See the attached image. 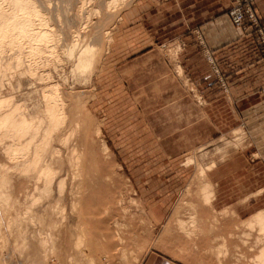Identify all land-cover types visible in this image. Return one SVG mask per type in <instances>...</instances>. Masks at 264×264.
<instances>
[{"label":"rangeland","instance_id":"obj_1","mask_svg":"<svg viewBox=\"0 0 264 264\" xmlns=\"http://www.w3.org/2000/svg\"><path fill=\"white\" fill-rule=\"evenodd\" d=\"M33 1L48 41L0 32V264H146L149 255L264 264V0H239L242 28L230 15L237 0H196V22L225 11L243 33L219 60L207 53L219 88L207 100L222 99L207 110V166L204 148L172 158L173 144L151 136L118 71L157 41L183 88L208 105L180 62L183 11L173 0ZM199 167L210 183L202 192ZM178 219L201 221L185 231Z\"/></svg>","mask_w":264,"mask_h":264},{"label":"crops","instance_id":"obj_2","mask_svg":"<svg viewBox=\"0 0 264 264\" xmlns=\"http://www.w3.org/2000/svg\"><path fill=\"white\" fill-rule=\"evenodd\" d=\"M173 3L179 7V12L183 11L182 19L175 29L177 37L174 41V44L182 46L180 62L199 86L208 105L197 104L194 97L183 88L163 55L156 49L159 46L157 41L124 59L118 71L132 89L151 136L158 143L173 144L176 155L172 158L204 148L199 158L207 166L206 147L212 139L209 133L212 119L207 116V110L219 108L222 101L220 95L208 97L207 100V96L218 94L219 89L214 88L207 53L211 51L215 59L219 60L230 46L242 38L243 33L234 26L225 11L216 12L210 18L204 14V18L196 22V0H173ZM155 218L158 219L156 215ZM145 263L173 264L158 255H149Z\"/></svg>","mask_w":264,"mask_h":264},{"label":"bare ground","instance_id":"obj_3","mask_svg":"<svg viewBox=\"0 0 264 264\" xmlns=\"http://www.w3.org/2000/svg\"><path fill=\"white\" fill-rule=\"evenodd\" d=\"M1 1V0H0ZM6 1V0H5ZM126 0H113L112 2L110 1L109 3H112V5L114 4H116L117 5V3L119 4L120 2H125ZM109 3H107V4H109ZM1 4V3H0ZM3 4V3H2ZM7 4H8V9L9 10H7V13H5L6 12V8H3V6L2 5H0V32H1V35L3 36V37H6L9 33H11V32H14V38H20V39H27V40H29V41H31V42H34V43H36V44H38L39 45V43H37V42H41V43H43L42 41H46L47 39L49 40V38H50V34L51 33H49V30H47V29H42L41 31H37V29H35V22L36 21H39L38 23H39V25L38 26H45V24H44V17L42 16V14H41V12H40V10H39V7L37 6V4H36V2H34L33 0H8L7 1ZM122 4V3H121ZM110 5V4H109ZM7 6V5H6ZM107 6V5H106ZM113 7V6H112ZM118 8H119V6H118ZM117 9V8H116ZM3 10H5L4 12H3ZM10 12V13H9ZM45 23H46V21H45ZM47 24V23H46ZM37 26V25H36ZM47 26V25H46ZM39 27V28H40ZM38 30H40V29H38ZM16 32V33H15ZM52 36V35H51ZM109 39V38H108ZM2 40H4V39H2ZM47 40V41H48ZM35 44V45H36ZM44 45H46V44H44ZM34 46V45H33ZM32 46V47H33ZM36 48V47H35ZM43 48V47H42ZM38 48H36V50H37ZM41 50L39 49V52H40ZM42 54V53H41ZM31 69V68H30ZM29 71V70H28ZM57 90V89H56ZM50 92V91H49ZM52 94V93H51ZM51 94H50V96H51ZM53 95V94H52ZM54 96V95H53ZM52 96V97H53ZM49 97V96H48ZM54 99L53 100H51V101H55V100H57L55 97H53ZM50 101V102H51ZM60 102H62V101H60ZM57 102H55L54 104H52L53 106L56 104ZM57 105V104H56ZM56 107V106H55ZM55 107H53V108H55ZM60 107H61V105H60ZM2 108V107H1ZM53 108L52 109H50V110H53ZM58 109H59V107H58ZM62 109V108H61ZM55 111H56V114H57V110H56V108L54 109ZM55 111H53V113L55 112ZM62 112V111H61ZM60 112V113H61ZM13 114V113H12ZM55 114V115H56ZM58 114H59V110H58ZM15 115V114H14ZM14 115H6V116H8V117H4V119L5 118H12V116L14 117ZM52 115V114H51ZM55 115H53V116H55ZM64 115V114H63ZM58 116H61L60 114L58 115ZM55 118V117H54ZM56 118H58V117H56ZM61 118V117H60ZM3 119V120H4ZM13 120H14V118H13ZM59 120V119H58ZM16 121V120H15ZM3 122V121H2ZM5 122H6V120H5ZM20 122V121H19ZM23 122V120H21V122H20V124L22 125H24V124H26L27 123V121L26 122H24V123H22ZM4 123V122H3ZM13 123L15 124V122L13 121ZM1 125H2V123H0ZM5 124V123H4ZM3 124V125H4ZM19 124V123H18ZM2 125V126H3ZM10 125V124H9ZM21 125H19L20 127H21ZM22 125V126H23ZM4 126H6V125H4ZM3 126V127H4ZM11 126L13 127V124L11 123ZM15 126H18V125H15ZM15 126H14V128H15ZM24 127H26V126H24ZM24 127H21V131H22V128H24ZM9 128V127H8ZM13 128V129H14ZM18 129H19V127H17ZM10 129H11V127H10ZM25 129V128H24ZM28 130V129H27ZM13 131V130H12ZM19 131H20V129H19ZM19 131H17V129H16V132L15 133H17V132H19ZM4 133V132H3ZM14 133V132H13ZM23 133V132H22ZM15 135H17V134H15ZM8 137H10V136H8ZM15 146V145H14ZM13 149V148H12ZM103 149L104 150H108V147L106 146V144L104 143L103 144ZM23 150V149H22ZM73 151V150H72ZM16 152V151H15ZM13 154V153H12ZM14 155V154H13ZM20 155V154H19ZM80 156V155H79ZM82 156V155H81ZM80 156V157H81ZM77 160V159H76ZM80 163V162H79ZM74 165V164H73ZM198 165V164H197ZM77 166V165H76ZM199 166V165H198ZM197 166V167H198ZM205 176V174L202 172V170L200 169V167H199V170H198V172H197V179H199L200 180V182H201V184H198L200 187V191L202 192L204 189H207V187H209L210 186V183H209V181H204L205 183H203V177ZM108 180H110V178L108 177L107 178ZM198 187V186H197ZM198 195L200 194L199 193V189H198ZM203 197H206L205 195H202ZM201 196V197H202ZM213 196H214V194H213ZM103 197H104V195H103ZM201 200V199H200ZM203 201H205L204 199H202V203H203ZM185 205L186 206H189V208H192L193 210H196L194 207V204L191 202V201H189V200H185ZM205 203H207V201L205 202ZM197 211V210H196ZM195 211V212H196ZM105 212H107V210H105ZM178 213V211H176V214ZM197 213V212H196ZM195 213V214H196ZM102 214V212L100 211V210H97L96 212H95V215H93V217H95L96 215H101ZM195 214H194V216H195ZM107 216V215H106ZM110 216V215H109ZM202 217V218H201ZM200 217V219H202V221L204 220V218H203V216H201ZM191 218V217H190ZM193 218L195 219V217H192L191 219L193 220ZM196 219H197V214H196ZM199 219V218H198ZM178 221H179V219H178ZM182 220L180 219V221H179V224H180V222H181ZM188 221V220H187ZM189 221H191L190 219H189ZM195 221H197V220H194V221H191V223H193V224H195L196 225V227H198V224H199V222L201 221H197L198 222V224H196V222ZM189 223V222H188ZM191 223H189V224H187L186 223V221H182L181 222V225H182V229H184L185 228V231H186V227L188 226V225H190ZM192 224V226H194ZM81 231V230H80ZM98 232V231H97ZM96 232V233H97ZM100 235V237H102V239H103V241H104V243H106V244H109L110 242H112L113 243V239L115 238L114 237V235L112 234V233H108V234H106L104 231H100V233H99ZM97 239V238H96ZM117 239V238H116ZM95 240V239H94ZM120 240V243H124L125 241L124 240H122V239H119ZM118 240V241H119ZM98 241V240H97ZM96 241V242H97ZM101 241V240H100ZM103 241H101L100 243H102ZM99 242V241H98ZM99 243V244H100ZM125 245H126V243H124ZM102 245V244H101ZM99 246V245H98ZM103 247V246H102ZM106 247H109V245H107ZM106 247H105V249H106ZM105 249H103V250H105ZM108 249V248H107ZM118 250H119V247L117 248ZM117 249H115V251L117 250ZM125 249V248H124ZM124 249H122V250H120L121 252H123V254L127 251H125ZM106 251V250H105ZM106 253H108V252H106ZM109 254V253H108ZM107 254V255H108ZM114 253H112V255H113ZM110 256V255H109Z\"/></svg>","mask_w":264,"mask_h":264},{"label":"built area","instance_id":"obj_4","mask_svg":"<svg viewBox=\"0 0 264 264\" xmlns=\"http://www.w3.org/2000/svg\"><path fill=\"white\" fill-rule=\"evenodd\" d=\"M230 15H231L233 23L236 26H238L240 28H242L244 26L245 13H244V10H243L242 5L239 2V0H237V4H235V6H233Z\"/></svg>","mask_w":264,"mask_h":264}]
</instances>
